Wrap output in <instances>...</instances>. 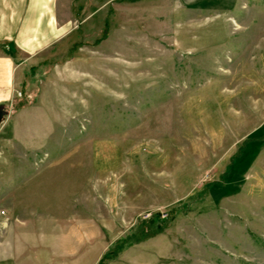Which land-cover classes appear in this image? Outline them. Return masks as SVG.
I'll use <instances>...</instances> for the list:
<instances>
[{
    "label": "rangeland",
    "instance_id": "374dc122",
    "mask_svg": "<svg viewBox=\"0 0 264 264\" xmlns=\"http://www.w3.org/2000/svg\"><path fill=\"white\" fill-rule=\"evenodd\" d=\"M47 6L0 42V264H264V0Z\"/></svg>",
    "mask_w": 264,
    "mask_h": 264
},
{
    "label": "crops",
    "instance_id": "0c3cea01",
    "mask_svg": "<svg viewBox=\"0 0 264 264\" xmlns=\"http://www.w3.org/2000/svg\"><path fill=\"white\" fill-rule=\"evenodd\" d=\"M47 5L48 0H0V42L13 41L21 50H27L51 40L53 15ZM44 8L49 12L45 14ZM13 75L12 58L0 51V101L10 92Z\"/></svg>",
    "mask_w": 264,
    "mask_h": 264
},
{
    "label": "water",
    "instance_id": "95a60500",
    "mask_svg": "<svg viewBox=\"0 0 264 264\" xmlns=\"http://www.w3.org/2000/svg\"><path fill=\"white\" fill-rule=\"evenodd\" d=\"M7 114L6 109L4 108V105L0 103V123L3 119V117Z\"/></svg>",
    "mask_w": 264,
    "mask_h": 264
},
{
    "label": "trees",
    "instance_id": "16d2710c",
    "mask_svg": "<svg viewBox=\"0 0 264 264\" xmlns=\"http://www.w3.org/2000/svg\"><path fill=\"white\" fill-rule=\"evenodd\" d=\"M109 255H112V253H110ZM104 257H107V255L106 256H104ZM100 264V263H99Z\"/></svg>",
    "mask_w": 264,
    "mask_h": 264
}]
</instances>
